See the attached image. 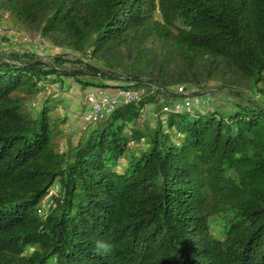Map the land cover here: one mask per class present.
<instances>
[{"label": "trees", "instance_id": "obj_1", "mask_svg": "<svg viewBox=\"0 0 264 264\" xmlns=\"http://www.w3.org/2000/svg\"><path fill=\"white\" fill-rule=\"evenodd\" d=\"M0 14L77 54L0 52V264H264V0H0ZM65 78L140 97L72 141L55 95L38 99ZM213 85L235 100L176 108Z\"/></svg>", "mask_w": 264, "mask_h": 264}, {"label": "rangeland", "instance_id": "obj_2", "mask_svg": "<svg viewBox=\"0 0 264 264\" xmlns=\"http://www.w3.org/2000/svg\"><path fill=\"white\" fill-rule=\"evenodd\" d=\"M159 18V16L157 15ZM9 21L6 16L0 14V52L6 53L12 49L31 50L38 56L50 62L52 56L59 53H64L68 58H75L77 54L70 52L65 48L58 47L50 43L46 38H42L38 34L25 31L20 26L9 25ZM70 66V63H66ZM216 84V83H215ZM97 87L90 86L89 88H81L80 85L72 78L63 79L61 87L59 83L49 84L44 92L39 95L38 99H43L49 95H55V98L59 100L57 106V115L66 117L65 126L69 128L71 133V140L75 141L81 134L82 128V114L88 105V96L91 92H98ZM108 92L115 93L116 88H108ZM102 90V91H107ZM125 90V89H124ZM182 92L186 94H198L200 102L193 106H199V108H210L214 106L227 105L235 100L232 96L226 93V90L218 85L209 86L205 89H197L196 87L187 86V91ZM158 103H161L162 97L158 95ZM203 101V102H202ZM147 125H153L155 121L154 104H148L144 108V119ZM96 122V121H93ZM92 123V122H91ZM144 123V122H143ZM67 144L68 139L63 140Z\"/></svg>", "mask_w": 264, "mask_h": 264}, {"label": "built area", "instance_id": "obj_3", "mask_svg": "<svg viewBox=\"0 0 264 264\" xmlns=\"http://www.w3.org/2000/svg\"><path fill=\"white\" fill-rule=\"evenodd\" d=\"M140 91H120L115 93L98 90L91 92L88 96V105L82 114V128L84 129L91 121H98L105 115L113 111L119 104L128 103L138 100ZM200 99L190 98L185 99L182 103L176 104V108H186L190 110L194 104H198Z\"/></svg>", "mask_w": 264, "mask_h": 264}, {"label": "bare ground", "instance_id": "obj_4", "mask_svg": "<svg viewBox=\"0 0 264 264\" xmlns=\"http://www.w3.org/2000/svg\"><path fill=\"white\" fill-rule=\"evenodd\" d=\"M120 91H130V90H127V89L124 90V89H122V90H120ZM91 122H93V121H91Z\"/></svg>", "mask_w": 264, "mask_h": 264}]
</instances>
